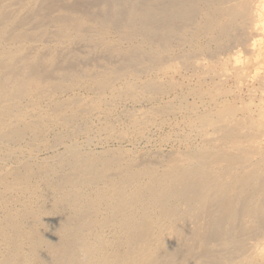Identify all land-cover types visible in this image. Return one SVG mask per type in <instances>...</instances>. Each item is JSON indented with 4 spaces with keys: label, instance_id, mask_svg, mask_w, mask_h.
<instances>
[{
    "label": "bare ground",
    "instance_id": "bare-ground-1",
    "mask_svg": "<svg viewBox=\"0 0 264 264\" xmlns=\"http://www.w3.org/2000/svg\"><path fill=\"white\" fill-rule=\"evenodd\" d=\"M260 31L264 0H0V264H263L264 129L252 120L205 111L192 123L180 105L201 147L89 148L133 143L173 115L161 99L176 86L155 77L167 64L205 77L220 63L204 59Z\"/></svg>",
    "mask_w": 264,
    "mask_h": 264
},
{
    "label": "rangeland",
    "instance_id": "rangeland-1",
    "mask_svg": "<svg viewBox=\"0 0 264 264\" xmlns=\"http://www.w3.org/2000/svg\"><path fill=\"white\" fill-rule=\"evenodd\" d=\"M262 32H263V34H262ZM263 36H264V31H260L258 39H257L258 43L254 42V40L256 38V36H255L254 39H251L252 41L250 40L248 42V44H246L245 46L235 47L234 50H232V52H230V54L227 53L229 55H225V56L221 55V56H219V58H217V60L207 61L206 59L202 58V60L204 59L203 60L204 62H209V64L220 63V65L217 67V71L215 73L206 75L205 76L206 79H205V77L201 76V73L198 71H193V72L187 71L186 72L185 70L182 69L181 65L177 62H171V63L167 64L163 69L157 71V74L155 75V77L162 84L172 83L177 87V88L174 87L173 88L174 90L172 88L168 89V93L163 95V100L161 99L162 102H171L172 104H174L176 106V108L174 109L173 115L170 114L169 117H167L165 119L164 123L155 124V125L153 124L151 126L149 125V127L145 131L144 137L137 139V141H135L133 143L129 142L127 140H124V141L123 140H120V141L110 140L108 142L94 141V142H92L93 145L91 144L89 146V148L92 150H95V151H98V150L100 151V150L109 149V147H110V149H113V148L118 149V147H119V148L124 149L128 154L134 155L135 157L141 158L144 155H146V157H147V155H149L153 158H158V157L159 158L160 157L165 158V156L168 157L169 154H170V156H173V155L180 154L181 152H183L189 148H193V147L197 148L199 146L201 147L203 145L202 139H201V137L198 136V134L195 133L194 130L189 128L191 123H189V125H187V122L190 120H188V118H186V116H185V113L182 112V110H184V108L191 110L192 111L191 114L192 115L194 114L192 116V121H191L192 123H194L196 121L197 116H198L197 114H203V113H205V111L207 114L212 113V115H213V114L218 113V112H224V111L231 110L233 112V116L236 119H241V120L250 119L253 121V123L256 124L257 127L259 125V129L263 130L264 129V115H263L264 114V68L262 67V65L264 63V58H263L264 57L263 56V54H264V50H263L264 49V37ZM259 38H261V39H259ZM261 42H263V43H261ZM254 43H256V44H254ZM255 45H257V47ZM249 47H251V49ZM247 49L251 52H247L248 54L247 53L244 54L245 50L248 51ZM259 51H260V53H259ZM236 52H238L237 53L238 55H236ZM253 55H254V57H253ZM256 57H257V59H256ZM236 58H238V59H236ZM261 59H263V60H261ZM232 60H233V62H232ZM236 61H238V62H236ZM231 63H233V64H231ZM221 65H223V67ZM234 67H236V68H234ZM253 67H256L257 71ZM236 69H238V70H236ZM232 70H235L236 72H234V71L232 72ZM256 72H258V73H256ZM198 73H200V74H198ZM257 75H260V76H257ZM207 76H208V78H207ZM221 76H222V78H221ZM210 77L213 79H210ZM217 77H219L220 79L219 78L217 79ZM214 78H216V79H214ZM187 80H189V81H187ZM254 80H255V82H254ZM203 81H204V83H203ZM259 81L262 82L261 83L262 86H260L261 84L259 83ZM252 82H253V84H252ZM186 83H190L191 85L190 84L188 85ZM238 84H239V88H237ZM250 86H252V87H250ZM177 89H180V90H177ZM250 89L253 91V93ZM169 90L171 91V93ZM172 90L174 92H172ZM193 91L195 92V94H192ZM250 94H252V95H250ZM260 94H261V96H260ZM180 101H183V104H181ZM156 103L157 102H153L152 104L150 103V104H145V105L142 104L139 106L140 108L137 106H136V108L138 110L139 109L140 110H147L148 107L150 108V107H153L154 105L156 106L157 105ZM214 104H216V105L214 106ZM180 105H182V110L179 107ZM123 107H120V109L121 110L131 109L134 106H133V104L127 103ZM243 113H244V115H243ZM250 114H251V117H250ZM252 115H253V117H252ZM255 117H256V119H255ZM261 120H262V123L260 122ZM117 129H120L122 131L123 126L118 125ZM188 135H189V137H188ZM185 136L187 137V140H183V137H185ZM179 137H181V138H179ZM78 138L81 139V137H78ZM263 255H264V253H263ZM259 258H261V256ZM262 263L264 264V262H262Z\"/></svg>",
    "mask_w": 264,
    "mask_h": 264
}]
</instances>
